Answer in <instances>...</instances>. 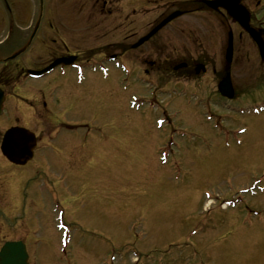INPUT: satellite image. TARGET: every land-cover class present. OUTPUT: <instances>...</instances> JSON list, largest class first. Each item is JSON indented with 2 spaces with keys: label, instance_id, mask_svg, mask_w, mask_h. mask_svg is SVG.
<instances>
[{
  "label": "rangeland",
  "instance_id": "rangeland-1",
  "mask_svg": "<svg viewBox=\"0 0 264 264\" xmlns=\"http://www.w3.org/2000/svg\"><path fill=\"white\" fill-rule=\"evenodd\" d=\"M178 1L152 0L144 6L142 32L147 23L154 25L174 11ZM243 3L264 19V0ZM184 6L193 14L160 34L208 63L198 85L193 79L179 89L197 88L202 97H215L213 68L220 70L224 62L226 33L233 32L235 45L241 31L215 12L195 14L192 0H182L179 7ZM122 38L120 31L106 33L92 45L113 39L114 48L124 43ZM235 47L231 80L236 98L243 96L220 106L217 100L200 104L189 93L181 98L157 93L174 86L153 74L154 87L131 77L128 92L118 87L123 76L117 71L106 80L90 75L84 88L72 86L84 105L78 110L90 113L88 119L76 114L83 133L78 140L63 135L69 142L47 160L57 203L49 206L46 197L45 211L30 226L29 264H264V63L244 33ZM130 95L138 102H130ZM236 105L238 113L226 110ZM57 116L53 111L42 116L43 124L29 125L43 137L41 144L59 127ZM30 205L32 216L38 211L35 198ZM54 205L72 228L67 258L57 251L50 215Z\"/></svg>",
  "mask_w": 264,
  "mask_h": 264
},
{
  "label": "flooded vegetation",
  "instance_id": "flooded-vegetation-1",
  "mask_svg": "<svg viewBox=\"0 0 264 264\" xmlns=\"http://www.w3.org/2000/svg\"><path fill=\"white\" fill-rule=\"evenodd\" d=\"M151 1L0 0V143L3 134L11 128L26 129L36 138L32 159L24 166L12 164L0 152V248L8 242H19L28 253L30 226L35 223L34 219L31 220L35 216L28 213L30 200L35 198L38 215L45 206V194L39 188L48 170L47 160L51 154H56L57 151L54 153L53 150L69 142L61 135H71L72 127L82 122L75 117L76 114L80 113L88 119V109L78 110V107L84 105L74 94L72 86L76 89L84 88L90 75L100 77L102 68L108 78L116 71L123 76L122 80L142 76L149 78L153 74L166 78L169 85L186 81L190 83L193 79L197 81L200 74L206 73L207 61L185 46L179 49L172 36L162 37L161 31L144 44L135 46L156 25L147 23L148 30L143 33L139 21L143 14H148L143 7ZM196 1H199L201 12L210 11L202 3L203 0H192L194 3ZM167 3L170 6L168 10H171L172 2ZM180 3L182 0L178 1L176 7L173 5L174 11L184 13L180 19L193 14L187 6L183 7L185 9L179 7ZM257 5L261 4L257 2ZM215 13L224 16L221 11ZM218 23L222 25L220 20ZM249 27L264 42V22L259 17L256 18L255 12H251ZM119 31L125 37L122 38L124 43L121 46L112 48L115 44L113 39L102 40L101 42L110 41L102 46L92 45L99 43L98 37ZM243 33L239 34V42ZM234 51H237L236 47ZM57 61L61 64L47 73L38 77L31 76L32 72L39 73ZM199 67L205 72L198 74ZM136 70L138 74L135 73ZM223 72V69L213 68V75L219 77L218 81L223 79ZM80 75L84 76L81 83L78 81ZM232 87V100H235L239 96L236 98L233 83ZM214 96L220 102H228L217 90ZM68 98L72 99L71 104L67 103ZM53 111L58 113L60 125L48 138L57 139L52 143L46 141L51 150L41 151L39 147L41 148L43 137L38 136L35 127L29 125L37 121L43 124L42 116ZM59 128L64 130L57 135ZM28 167L32 168L31 171L27 170ZM17 199L20 201L19 207L15 206Z\"/></svg>",
  "mask_w": 264,
  "mask_h": 264
},
{
  "label": "water",
  "instance_id": "water-1",
  "mask_svg": "<svg viewBox=\"0 0 264 264\" xmlns=\"http://www.w3.org/2000/svg\"><path fill=\"white\" fill-rule=\"evenodd\" d=\"M240 0H230L229 2H226L225 4H220L222 8H224L229 17L232 18L235 22H237L241 27L247 29V22H248V14L246 11L243 10L242 7L239 5ZM218 5L211 7L213 9H216ZM174 16L169 17L167 20H165L159 27H163L166 25L171 19H173ZM250 35H254L250 31ZM254 40L258 46L260 56L264 59V46L263 43L258 40L255 36ZM231 55H232V46H231V36L229 34V42L225 54V60L227 64H230L231 62ZM219 92L228 98L232 97V88L230 84V77L227 75L223 81L218 85ZM27 140L28 135L24 131H20L18 129H12L8 131L3 139L2 144V152L14 163H17V161H20L19 158H13L11 151L16 150L19 148V146H22L23 140ZM20 153V152H19ZM23 162L25 159L22 160ZM26 254L24 252V249L22 246H19L18 244H6L1 253H0V264H26Z\"/></svg>",
  "mask_w": 264,
  "mask_h": 264
}]
</instances>
